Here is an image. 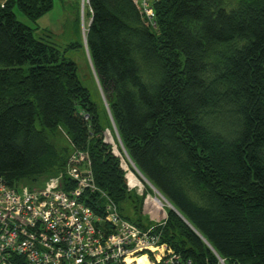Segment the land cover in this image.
I'll return each mask as SVG.
<instances>
[{"label":"trees","instance_id":"obj_1","mask_svg":"<svg viewBox=\"0 0 264 264\" xmlns=\"http://www.w3.org/2000/svg\"><path fill=\"white\" fill-rule=\"evenodd\" d=\"M15 7L35 21L52 1L0 6L3 183L39 188L84 152L120 218L159 225L161 242L185 263L264 264V0H155L154 28L132 0H91L85 43L97 103L76 65L34 39ZM115 131L177 213L148 226L124 155L105 142ZM57 133L65 147L51 141ZM82 200L102 214L104 198Z\"/></svg>","mask_w":264,"mask_h":264},{"label":"built area","instance_id":"obj_2","mask_svg":"<svg viewBox=\"0 0 264 264\" xmlns=\"http://www.w3.org/2000/svg\"><path fill=\"white\" fill-rule=\"evenodd\" d=\"M90 1L82 0L89 14ZM154 1L132 0L153 28ZM64 178L74 185L68 191ZM87 193L105 199L101 215L82 200ZM158 226L142 230L121 219L95 186L84 152H72L39 188L14 189L0 179V264H189L161 242Z\"/></svg>","mask_w":264,"mask_h":264},{"label":"rangeland","instance_id":"obj_3","mask_svg":"<svg viewBox=\"0 0 264 264\" xmlns=\"http://www.w3.org/2000/svg\"><path fill=\"white\" fill-rule=\"evenodd\" d=\"M51 1V10L35 21L26 18L17 7L13 9V13L19 23L25 25L32 31L34 39L51 45L62 57L70 60L76 65L77 75L82 86L88 90L91 101L97 103L101 98V91L91 71L85 45V37L89 22L87 5L85 4V6L82 7V0ZM37 128H40L38 123ZM107 139L109 143L113 144V148L115 146L121 150L119 144L116 145L114 142L116 139L114 134L113 136L107 135ZM51 141L57 148L66 146L62 136L58 133L55 134V137L51 138ZM123 158H125V156ZM124 161L126 162L127 159L125 158L122 160V165L123 169L126 171L127 177L130 179L129 185L137 195L144 198V214L148 226L162 222L166 217L167 210H169L168 207L166 205L158 206L155 204L156 201L154 202V199L158 196L152 191L151 193L146 191L148 186L136 178V175L133 174ZM128 171L131 172V174L128 173ZM34 187H37V185ZM220 262L222 263V261Z\"/></svg>","mask_w":264,"mask_h":264},{"label":"water","instance_id":"obj_4","mask_svg":"<svg viewBox=\"0 0 264 264\" xmlns=\"http://www.w3.org/2000/svg\"><path fill=\"white\" fill-rule=\"evenodd\" d=\"M85 45H86V43H85ZM87 55H88V53H87ZM89 58V57H88ZM89 63H90V61H89ZM91 67V66H90ZM115 136H116V139H117V142H118V144H119V146H120V148H121V150H122V152H123V154H124V156H125V158L127 159V161L129 162V164H130V166H131V168L134 170V172L136 173V175L140 178V180L143 182V183H145L147 186H148V188L154 193V194H156L159 198H161L166 204H167V207H168V209H170L172 212H175V213H177L176 211H175V209L171 206V204L170 203H168V201L161 195V194H159L157 191H156V189L138 172V170L134 167V165L130 162V160L128 159V157H127V155L125 154V152H124V150H123V148H122V146H121V143H120V140H119V138H118V135H117V133H116V131H115Z\"/></svg>","mask_w":264,"mask_h":264},{"label":"bare ground","instance_id":"obj_5","mask_svg":"<svg viewBox=\"0 0 264 264\" xmlns=\"http://www.w3.org/2000/svg\"><path fill=\"white\" fill-rule=\"evenodd\" d=\"M93 14V13H92ZM110 140V139H109ZM156 201V203L155 204H157L158 206H163V205H166L167 206V204L161 199V198H155L154 199V202ZM94 204V203H93ZM144 262V260L142 259L140 262H139V264H144L143 263Z\"/></svg>","mask_w":264,"mask_h":264},{"label":"crops","instance_id":"obj_6","mask_svg":"<svg viewBox=\"0 0 264 264\" xmlns=\"http://www.w3.org/2000/svg\"><path fill=\"white\" fill-rule=\"evenodd\" d=\"M6 2V0H0V6L3 5Z\"/></svg>","mask_w":264,"mask_h":264}]
</instances>
